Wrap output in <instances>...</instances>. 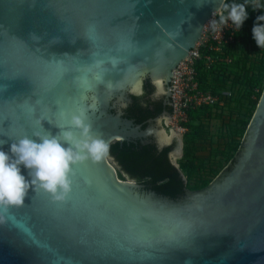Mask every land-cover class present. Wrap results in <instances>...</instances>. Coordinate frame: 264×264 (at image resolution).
<instances>
[{
  "label": "water",
  "instance_id": "95a60500",
  "mask_svg": "<svg viewBox=\"0 0 264 264\" xmlns=\"http://www.w3.org/2000/svg\"><path fill=\"white\" fill-rule=\"evenodd\" d=\"M220 2L0 0V149L34 132L82 140L78 116L107 146L153 135L181 157L180 133L121 108L145 79L170 100L172 69ZM61 142L83 156L68 190L56 200L30 184L20 205H0V264H264V85L233 161L177 199L118 177L107 151Z\"/></svg>",
  "mask_w": 264,
  "mask_h": 264
},
{
  "label": "built area",
  "instance_id": "2783aa9c",
  "mask_svg": "<svg viewBox=\"0 0 264 264\" xmlns=\"http://www.w3.org/2000/svg\"><path fill=\"white\" fill-rule=\"evenodd\" d=\"M214 19L213 13L188 55L172 69L169 124L180 134L188 129L184 124L189 121V112L204 109L201 117L210 111L227 113L235 97L242 102L241 117L246 118L264 85V49L255 45L249 19L238 32L230 22L213 32L209 24Z\"/></svg>",
  "mask_w": 264,
  "mask_h": 264
},
{
  "label": "clouds",
  "instance_id": "9594fccd",
  "mask_svg": "<svg viewBox=\"0 0 264 264\" xmlns=\"http://www.w3.org/2000/svg\"><path fill=\"white\" fill-rule=\"evenodd\" d=\"M253 11L261 10L253 19L251 37L259 49H264V0H242L228 3L221 0L214 15L217 19L210 21L213 32L230 22L234 31H239L248 18L246 8ZM155 88L153 99L163 94L164 88L160 81L153 80ZM133 96L143 95L142 81H137L129 89ZM71 124L81 129L82 140L72 141V134L62 132L63 141H71L73 147L86 152L98 160L107 151V145L101 140L92 138L89 126L78 116L71 117ZM37 139L22 136L9 144L8 151L0 149V205H20L30 184L39 187L52 195L53 199H62L68 190L67 174L70 163L83 159L82 155L72 148L64 147L61 137L34 132ZM21 166L28 170L29 179L21 173Z\"/></svg>",
  "mask_w": 264,
  "mask_h": 264
},
{
  "label": "trees",
  "instance_id": "16d2710c",
  "mask_svg": "<svg viewBox=\"0 0 264 264\" xmlns=\"http://www.w3.org/2000/svg\"><path fill=\"white\" fill-rule=\"evenodd\" d=\"M246 10L248 11L249 21L253 23L255 17L252 15L253 10L250 7ZM257 10L258 15L261 10ZM256 103L257 101L253 103L252 111L244 120H236L235 128H229L230 135L224 145L212 149L219 157L224 158V162L227 164L233 161ZM204 112V109H200L188 113L189 121L184 125L189 128L188 134L190 136H187L183 142V152L178 161V168L169 163L167 158L169 147L158 151L154 144H142L139 140L114 141L107 146V153L118 168L119 174L124 173L129 178L143 184L146 190L177 199L184 195L185 189H199L207 185L217 172L214 171V174L207 175V171L212 170L210 160H205L204 164L195 161L196 147L193 135L198 132V126L189 123L192 121L199 123ZM237 136L239 141L234 140V137ZM206 163H208V167H204ZM181 173L185 175V180H183Z\"/></svg>",
  "mask_w": 264,
  "mask_h": 264
},
{
  "label": "rangeland",
  "instance_id": "374dc122",
  "mask_svg": "<svg viewBox=\"0 0 264 264\" xmlns=\"http://www.w3.org/2000/svg\"><path fill=\"white\" fill-rule=\"evenodd\" d=\"M240 92L241 91H238L236 96H238ZM240 107H242V102L240 99H237L235 97L234 100L231 102V104L227 106V111H228L227 113L222 114L219 112L210 111L208 115L203 114V116L200 118L201 120L199 121V123L194 121L189 123L193 126H198V132L195 135H193L194 143L196 147L195 161L197 163L203 162V164L205 163V160L211 161L210 166L212 170H208L207 175H212L214 174V171L215 172L217 171L216 174L211 178V180L227 166V163L224 162V158L222 159V157H219L215 151H212V149L215 148L216 146L222 147L230 135L229 128H235L234 124L237 121L245 119L241 117ZM159 127L163 132H165L168 135L170 133V130L174 131V129H171L172 127L170 124L168 126L159 124ZM188 132H189V128L187 129L186 132L180 134L182 135V145H183V141H185V138L187 136L188 137L190 136ZM234 140L239 141V137L238 136L236 138L234 137ZM179 158L180 157L177 156H169L170 162L175 167H178V161L180 160ZM207 164L208 163H206L204 167H208L209 165ZM116 170H117V174H119L117 167ZM181 174L182 177L185 178V175L183 173ZM118 177H120L121 179H125L123 173L119 174Z\"/></svg>",
  "mask_w": 264,
  "mask_h": 264
},
{
  "label": "flooded vegetation",
  "instance_id": "af4514ba",
  "mask_svg": "<svg viewBox=\"0 0 264 264\" xmlns=\"http://www.w3.org/2000/svg\"><path fill=\"white\" fill-rule=\"evenodd\" d=\"M257 12L258 10L253 11L252 15L256 16ZM154 91L155 88L153 84L150 82L149 79H145L143 82V95L130 96V101L127 103L126 106L121 108L122 117L132 120V122L135 124H139L141 128L157 127L159 126V124L168 126L171 113L169 97L164 96L162 94L157 99H153ZM167 116L168 118L166 119ZM146 140L149 141L148 143L154 144L158 151L169 147V150L167 152V158L169 160V163L172 164L168 156L171 148L173 147L172 145L158 147L156 144V137H154L153 135L146 137Z\"/></svg>",
  "mask_w": 264,
  "mask_h": 264
},
{
  "label": "bare ground",
  "instance_id": "6f19581e",
  "mask_svg": "<svg viewBox=\"0 0 264 264\" xmlns=\"http://www.w3.org/2000/svg\"><path fill=\"white\" fill-rule=\"evenodd\" d=\"M164 135H165V137L169 136L168 134H164Z\"/></svg>",
  "mask_w": 264,
  "mask_h": 264
}]
</instances>
